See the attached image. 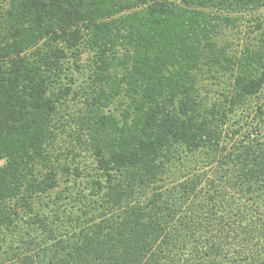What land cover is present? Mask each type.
<instances>
[{
    "label": "trees",
    "instance_id": "obj_1",
    "mask_svg": "<svg viewBox=\"0 0 264 264\" xmlns=\"http://www.w3.org/2000/svg\"><path fill=\"white\" fill-rule=\"evenodd\" d=\"M263 88L264 0H0V264H264Z\"/></svg>",
    "mask_w": 264,
    "mask_h": 264
},
{
    "label": "rangeland",
    "instance_id": "obj_2",
    "mask_svg": "<svg viewBox=\"0 0 264 264\" xmlns=\"http://www.w3.org/2000/svg\"><path fill=\"white\" fill-rule=\"evenodd\" d=\"M252 17L249 15H244L242 22H240L238 25V27H236L237 30V34L230 32L228 34V38L230 41V46L232 47V50H238L240 48H242L243 44H248V39L251 40L252 37L254 36V28L252 25ZM92 52H84L81 55V59L78 61L79 62V70L76 69H72V73H69L68 75V80L65 79L64 81H66V83L70 84L72 87V91L74 90L75 93L72 95V91H71V96H67V103L65 104V106L63 107L62 111L65 115V121L67 122V124L64 125L65 128L73 131L74 127L76 126L75 123H73L72 117L82 114L84 111L81 112L80 107H82L83 102H82V87H84L88 80H89V72H90V67L89 65H91L92 62ZM70 76H71V80H73V82H70ZM220 89V86H213L212 89L209 91V93L204 94V90L201 92V95H205L206 98H209L211 101H213L215 98L220 97L218 94V91L216 92L215 90ZM78 93V94H77ZM260 98V99H259ZM258 99H256L257 101H262L264 99V88H263V92L260 95ZM114 106V102L106 105L105 109H108L109 111H111L113 109ZM239 121L242 123L244 121L248 122V120L250 121L251 118H248L246 115H248V110H239ZM242 112V113H241ZM69 115L66 118V115ZM64 137V136H63ZM74 141L72 142V144H70L68 141L60 142V144L62 145V149H65V146L67 145L68 147H70L71 145L74 146ZM77 151H80V153H82L81 157V162L80 163H89V158H86L85 155H87L86 151L83 149H80V147H77ZM84 155V158H82V156ZM82 166V164H81ZM84 183H82L83 185Z\"/></svg>",
    "mask_w": 264,
    "mask_h": 264
}]
</instances>
